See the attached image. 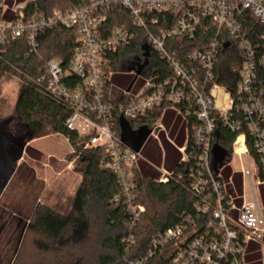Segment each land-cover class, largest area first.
Masks as SVG:
<instances>
[{"label":"built area","instance_id":"built-area-1","mask_svg":"<svg viewBox=\"0 0 264 264\" xmlns=\"http://www.w3.org/2000/svg\"><path fill=\"white\" fill-rule=\"evenodd\" d=\"M26 2L13 0L11 15L4 18L7 3L0 0V54L21 37L28 53L35 52L41 30L61 27L74 33L69 60L63 64L61 59H48L38 80L67 105L70 112L64 124L79 135L81 147L102 148L100 165L116 175L121 193L114 199L126 206L130 225L144 210L133 194L143 145L134 151L122 142L120 119L131 131L149 129L146 140L164 129L161 118L167 109L190 123L189 140L184 130L178 149L179 160L191 157L197 168L190 186L196 199L193 214L157 232L150 240L151 249L131 264L152 258L158 260L155 264H247L245 248L252 242L259 243L264 253V203L252 182L254 178L256 185L264 183V90L257 77L264 66V0H77L68 9L29 17L23 12ZM116 6L127 11L129 22L109 23L108 12ZM210 29L213 35L205 38ZM130 45H137L140 54H125ZM230 47L238 61L227 79L234 90L218 81L220 50ZM117 51L118 69L130 73L131 79L136 74L128 91L130 81L121 88L111 84L118 70L113 67ZM152 51L172 75L153 73ZM128 60L131 68L124 69ZM157 107L161 113L153 123L136 124ZM220 126L246 130L255 155L240 131L223 164L215 169L211 149ZM232 154L252 158L254 170L240 172L242 185L244 180L249 184V195L242 190L233 196L232 182L221 178ZM156 169V180L166 182L171 171ZM132 241V236L127 238L128 244Z\"/></svg>","mask_w":264,"mask_h":264},{"label":"trees","instance_id":"trees-1","mask_svg":"<svg viewBox=\"0 0 264 264\" xmlns=\"http://www.w3.org/2000/svg\"><path fill=\"white\" fill-rule=\"evenodd\" d=\"M77 4V0H27L23 12L27 17L37 14L48 15ZM108 14L111 25L130 20L123 7L116 6ZM249 20L250 26H254L253 18L250 17ZM212 35L213 30L210 29L204 37L208 38ZM37 41L39 44L37 50L30 53L24 37L16 38L7 46L0 54V77L4 70H12V67L20 70V86L14 105L16 121L21 124L25 133L31 135L30 140L49 134L63 135L72 148L76 162L74 169L79 173L80 181L67 213L61 214L48 207L38 208L24 227L36 237L34 243L42 255L46 252L52 253L50 260H41V255L36 260H19L16 255L11 264H84L77 248L86 241L90 223L93 221L99 222L103 228L99 238L102 253L97 257V264H130L134 259L146 255L151 249L150 240L157 232L172 226L185 214H193V204L196 199L190 186L197 170L195 162L191 157L185 161L177 160L166 182H158L156 180L158 174L144 163H139V169L134 172L136 184L133 194L134 202L143 205L144 210L135 223L130 225L132 217L126 206L118 204L114 199L121 193L117 177L111 170L100 165L104 156L102 148L81 147L79 135L65 127L64 123L70 112L67 105L46 91L38 80L43 72V65L48 59L58 58L63 64L69 60L75 45L74 33L61 27L41 30ZM124 51L125 54H140L137 45L127 46ZM220 51L221 75L218 81L234 90V83L228 82L227 79L233 74V67L238 61L234 58L235 53L231 47L221 48ZM151 57L154 74L172 75L171 70L157 53L152 51ZM120 59L121 56L118 57L117 51L114 56V70L118 69ZM123 67L130 69L131 61L128 60ZM257 77L264 90V66L257 70ZM130 80L131 78L128 82ZM160 113L161 107H157L136 121V124L142 122L151 124ZM184 124L188 141L191 131L188 119H185ZM218 129L219 133L215 141L221 147L230 151L236 134L243 131L249 152L255 155L251 146L252 136L246 130L233 131L223 126ZM186 150L188 153L190 144L187 145ZM221 178H224L222 173ZM235 201L239 202L238 199ZM130 236L134 241L133 244L127 242ZM261 258L264 260V253H261ZM145 262V264H155L158 260L152 258ZM0 264H5L4 260H0Z\"/></svg>","mask_w":264,"mask_h":264},{"label":"rangeland","instance_id":"rangeland-1","mask_svg":"<svg viewBox=\"0 0 264 264\" xmlns=\"http://www.w3.org/2000/svg\"><path fill=\"white\" fill-rule=\"evenodd\" d=\"M19 76L20 70L12 67V70H4L0 77V147H8L10 151L15 149L20 140L19 137H13L14 131L21 127L14 117V105L20 86ZM130 77V73L118 69L111 78V84L124 87ZM184 129L185 124L181 131L184 132ZM146 130V127H139L132 132ZM24 133L22 129L21 135ZM174 143L163 145L159 138L149 137L140 149L139 163H144L154 173L158 172L156 167L172 168L182 154ZM75 165L72 148L61 134L32 138L26 143L21 158L15 163L13 174L7 181L1 182L0 260H4L5 264H11L16 255L19 260H36L40 255L41 260H50L52 253L42 255L34 243L36 237L24 227L38 208L48 207L61 214L69 211L80 181ZM244 169L251 172L254 170L251 156L236 154H232L221 169L225 181L232 182L230 193L233 196H237L242 190L249 195L247 180L242 185L240 172ZM252 182L258 196L260 187L255 184L254 178ZM102 229L99 222H91L86 241L77 248L84 264H97V257L102 253L99 243ZM260 249L259 243L247 245L244 253L247 264H261Z\"/></svg>","mask_w":264,"mask_h":264},{"label":"water","instance_id":"water-1","mask_svg":"<svg viewBox=\"0 0 264 264\" xmlns=\"http://www.w3.org/2000/svg\"><path fill=\"white\" fill-rule=\"evenodd\" d=\"M227 43L223 44V47H226ZM146 54V51L144 52ZM136 78V74L132 77L130 82L128 83L126 90L128 91L134 82ZM119 126L121 130L120 138L122 142L127 145L130 149L134 151H138L142 145L144 144L148 134L149 129L146 131H139L136 133H133L127 123L120 119ZM31 135L28 133H24L21 136H19L17 142L18 145L15 147V149L10 151L8 147H0V191H1V182L7 181L10 176L13 174L15 170V163L18 159L21 158L24 147L27 143V140H30ZM24 139V140H23ZM212 153V165L216 169L218 166H221L223 164L224 158L227 155V150L221 147L219 144L215 143L212 146L211 149ZM264 242V236L262 238Z\"/></svg>","mask_w":264,"mask_h":264},{"label":"crops","instance_id":"crops-1","mask_svg":"<svg viewBox=\"0 0 264 264\" xmlns=\"http://www.w3.org/2000/svg\"><path fill=\"white\" fill-rule=\"evenodd\" d=\"M18 1H27V0H18ZM12 2L13 0H6L7 6L5 8V12L3 13L4 18H8L11 15ZM165 112L161 118V123L164 129L158 130L156 138H159L163 145L165 143H170V142L171 143L175 142L177 145H180L184 141V132L181 131L182 126H184V122L181 116H179V114L174 112L172 109L169 111L167 110L166 114ZM139 167H140V164H139ZM163 168L170 171L173 167L168 168V169L165 167ZM263 186H264V183L259 185L260 191L258 192L260 199L262 198V201H261L262 203H264L263 202L264 201V187Z\"/></svg>","mask_w":264,"mask_h":264},{"label":"flooded vegetation","instance_id":"flooded-vegetation-1","mask_svg":"<svg viewBox=\"0 0 264 264\" xmlns=\"http://www.w3.org/2000/svg\"><path fill=\"white\" fill-rule=\"evenodd\" d=\"M137 57H139L140 58V56H137ZM7 124V123H6ZM5 124V127L7 126ZM21 133H22V128L21 127H18V129L16 130V131H14V134H13V137H19V136H21ZM15 135V136H14Z\"/></svg>","mask_w":264,"mask_h":264}]
</instances>
